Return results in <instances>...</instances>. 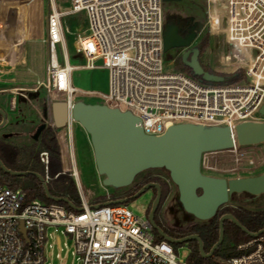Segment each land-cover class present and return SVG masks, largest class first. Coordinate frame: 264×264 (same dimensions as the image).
Wrapping results in <instances>:
<instances>
[{"label": "built area", "instance_id": "1", "mask_svg": "<svg viewBox=\"0 0 264 264\" xmlns=\"http://www.w3.org/2000/svg\"><path fill=\"white\" fill-rule=\"evenodd\" d=\"M209 3L211 0H205ZM164 0H70L63 7L50 0L48 37L50 51L47 83L52 98L70 106L77 89L72 86L62 20L78 12L87 15L85 34L75 47L93 69L98 62L110 73L104 104L131 112L149 136L161 137L180 124L230 127L246 122H264V0H225L229 33L234 43L254 49L244 69L246 79L236 84L213 85L181 72H165ZM61 48L63 58L58 56ZM220 74H231L226 71ZM70 119L64 129L65 146L74 163ZM262 144L207 152L201 158V172L230 179L235 174L264 171ZM48 172L49 155L40 154ZM78 181L72 165L69 171ZM46 183L50 181L48 175ZM79 186L81 208L77 212L60 204L39 200L25 204V193L0 184V264H52L49 249L63 250L62 236L74 246L77 264H189L179 259L172 245L156 242L154 229L124 205L91 206ZM109 201V200H108ZM238 256L226 264H264V235L238 245ZM59 257V255L57 256Z\"/></svg>", "mask_w": 264, "mask_h": 264}, {"label": "rangeland", "instance_id": "2", "mask_svg": "<svg viewBox=\"0 0 264 264\" xmlns=\"http://www.w3.org/2000/svg\"><path fill=\"white\" fill-rule=\"evenodd\" d=\"M63 7L70 5V0H57ZM164 14L173 12L183 13L184 16L192 17L203 24L199 38L193 43L196 45L208 37L209 48L203 56V62L213 71H226L234 74L240 69H245L249 63V58L237 49L236 44H231L230 33L228 29V11L224 8L216 9L212 4L205 0H180L163 2ZM220 9V10H219ZM50 13V0H0V36L3 39L8 37L11 43L15 44L16 36L20 42L27 38L29 42L26 45L25 55L27 56L23 69L18 76L14 78H0V90L20 89L14 91L16 95L7 96L0 94V109H3L8 115L6 125L0 129V138L7 144L17 147L33 146L38 139H35L37 130L43 124H53L51 117V105L54 102L63 101L62 97L52 98L43 86L47 83V67L50 62V51L46 44L48 35V16ZM218 15V16H217ZM219 17V18H218ZM220 19V28H217V22ZM65 33L66 49L69 58V64L75 69L72 72V86L77 89L74 95L75 102L83 101L87 104H104L102 95L108 94L110 88V73L102 66L101 62L96 64L93 69L85 67L86 61L80 55L75 47L78 35H84L88 27L87 15L85 12L65 17L62 20ZM9 31V33L7 32ZM236 52V54H235ZM251 53V50H250ZM254 49L252 51L253 58ZM239 58L236 59L234 56ZM242 55V56H241ZM58 56L62 60L63 54L58 47ZM182 57V50L175 49L165 54V72H178V64ZM246 62V63H245ZM245 63V64H244ZM2 71L11 69V66L0 65ZM6 95V96H2ZM11 97L15 101L12 103L13 110L10 111ZM38 112L41 114L38 115ZM47 113V117H45ZM25 116H23V115ZM74 163L79 174L78 181L81 190L90 202L91 206L105 204L104 198L109 201H115L127 190L133 186L115 189L103 185V177L98 174L93 148L90 137L86 131L75 123L72 130ZM58 140L61 151V160L63 171L65 165L72 169L71 159L67 152L62 153V143ZM62 141V142H61ZM65 145V143H63ZM264 151V144L261 145ZM69 176L73 178L71 173ZM152 173L164 177L163 182L169 184V192L163 200L156 204L155 222L161 229L172 231L175 228L190 227L193 225H202V222L187 214L180 201L177 187L170 179L169 173L164 169H154L140 174L135 182L139 181L145 175ZM261 170L252 175L235 174L233 178L254 177L263 174ZM77 189L79 186L77 181ZM134 182V184H135ZM133 184V185H134ZM92 191L93 193H90ZM155 193L153 189L146 191L139 198L134 199L132 203L124 206L136 216L143 220L148 219V212L152 210L155 204ZM226 206L241 207L247 211L258 213L264 212V194L253 197L248 194L235 195ZM63 250L60 251L58 246L48 251V259L52 264H77V257L73 255L74 246L62 236ZM175 255L179 259H188L190 250L187 246L174 247L171 244ZM59 255V257H57ZM225 260L223 258H220ZM219 259V260H220Z\"/></svg>", "mask_w": 264, "mask_h": 264}, {"label": "water", "instance_id": "3", "mask_svg": "<svg viewBox=\"0 0 264 264\" xmlns=\"http://www.w3.org/2000/svg\"><path fill=\"white\" fill-rule=\"evenodd\" d=\"M180 1V0H164ZM198 34L183 38L178 28L165 24L164 53L175 49L184 50L183 63L189 67L201 82L218 85L224 81L221 76L205 71L200 63V50L192 47ZM65 101L54 102L51 105L53 127L65 129L70 119L78 123L89 135L93 148L98 174L103 177V185L115 189H123L134 184L136 178L143 172L164 169L177 187L179 201L184 211L202 222L214 219L219 210L226 206L235 195L248 194L258 197L264 194V173L254 177L225 179L210 177L201 172V158L204 153L229 150L235 143L240 146L264 144V122H246L236 126L234 130L226 126H203L180 124L169 128L161 137L146 135L140 127V120L131 112H122L102 104H87L83 101L74 102L70 112ZM264 116V105L260 110ZM3 120L0 129L6 125L7 114L0 109ZM47 117V113H45ZM45 124L37 130L35 139L39 138ZM0 167L13 176L35 175L42 182L49 199L64 202L77 209L68 199L54 198L50 195L45 179L37 173L15 172L8 169L2 160ZM156 188L157 197L148 220L152 228L168 243L183 245L196 241L204 258H211L220 248L225 239V223L230 221L252 238L264 235V229L249 232L232 215L226 214L220 218L219 240L209 253L204 250V244L198 235L183 239L168 236L155 222L156 204L161 200L159 184L144 186L131 199H137L146 191ZM128 199L109 201L104 205H125ZM80 210V209H77Z\"/></svg>", "mask_w": 264, "mask_h": 264}, {"label": "trees", "instance_id": "4", "mask_svg": "<svg viewBox=\"0 0 264 264\" xmlns=\"http://www.w3.org/2000/svg\"><path fill=\"white\" fill-rule=\"evenodd\" d=\"M164 16L166 23L168 14H164ZM197 48L200 50L199 60L205 71L221 76L224 79V81L218 85L236 84L246 79V71L244 69H240L234 74H220L213 71L208 65L204 64L203 56L209 48L208 37H205ZM178 72L184 73L197 81H201L200 78L195 76L192 70L183 63L182 59L178 64ZM2 120L3 118L0 115V124L2 123ZM43 152H47L49 155L48 172H46V167L40 160V154ZM0 160H2L8 169L15 172L37 173L44 179H46V176L48 175L50 181L47 186L50 195L54 198L68 199L77 209L81 208V199L75 179L63 171L60 145L57 140L56 129L53 126L46 125V127L41 131L38 141L35 142L33 146H12L0 138ZM150 182H156L161 185V202H163L169 192V187L167 183L162 181L161 178L154 176L152 173L145 175L139 181L135 182L133 185L134 191L137 192ZM0 184L13 191H23L25 193V204H30L33 201L39 200L48 205L60 204L69 210L75 212L78 211L64 202H57L53 199H49L42 182L35 175L13 176L6 173L0 167ZM154 199H156V194ZM107 201V198L103 199V202ZM149 214L150 210L148 212V216ZM226 214H232L242 224V226H244L251 233H257L264 229V212L253 213L241 207L224 206L219 210L217 216L210 222L202 225L197 224L186 227L183 231H169L164 228L162 230L168 236L176 239L198 235L203 241L205 252L209 253L219 240L220 218ZM154 234L156 242L164 241V239L155 230ZM251 239L252 237L244 233L235 224L230 221H226L224 242L211 258L202 257L199 244L196 241L186 243L190 250L188 262L189 264H226L229 259L239 255L237 252L238 245ZM186 244H173V246L184 247Z\"/></svg>", "mask_w": 264, "mask_h": 264}, {"label": "crops", "instance_id": "5", "mask_svg": "<svg viewBox=\"0 0 264 264\" xmlns=\"http://www.w3.org/2000/svg\"><path fill=\"white\" fill-rule=\"evenodd\" d=\"M7 32L9 33V31H7ZM16 38H17V41L15 44H13V43H11V39H9L8 37L7 38L5 37L3 39V37L0 36V65L7 66V64H9L11 66V69H9L7 71H2L0 68V78H4V76H7L8 78H14L15 76H18L21 73V72H19V70L23 69L24 64L26 63L25 59L27 56L25 55V51H26V45L29 42V34L27 32V38L23 42H20L18 36H16ZM16 90H20V89L0 90V94H7V96H9V94H11V95L15 94L16 95L17 93H14V91H16ZM2 96H6V95H2ZM14 99H16V98H14ZM14 99L11 97L10 111H12V112L17 111V108H15V110H13V107H12V103H13V101H15ZM38 115H40V117H42L39 112H38ZM23 116H25V115H23ZM7 118H8V120L11 119L8 117V115H7ZM51 126H53V124H51ZM65 134H66V130H64V129L57 130L56 129V136L59 140L64 141L63 143H65V140H64ZM63 143L61 145H62V153L64 156V152L65 151L67 152V148ZM73 165L75 167V163H73ZM64 169H65L64 170L65 172L70 171L69 165L68 164L65 165ZM75 169H76V167H75ZM76 171H77V169H76ZM78 176H79V174H78ZM77 183L79 185V181H77ZM89 192L93 193L92 191H89ZM108 199L109 198H107V200ZM107 202H109V201H107ZM107 202H105V203H107Z\"/></svg>", "mask_w": 264, "mask_h": 264}, {"label": "flooded vegetation", "instance_id": "6", "mask_svg": "<svg viewBox=\"0 0 264 264\" xmlns=\"http://www.w3.org/2000/svg\"><path fill=\"white\" fill-rule=\"evenodd\" d=\"M167 25H172V26H175L178 28V32H179V35L183 38H187V37H190L192 36L193 34L197 33L198 36L196 38L195 41H197V39L199 38V35H200V32L203 28V24H201L199 21L195 20L194 18L192 17H188V16H184L183 13H179V12H173V13H170L168 15V18H167V22L165 23ZM200 43L196 44V45H193L192 47H197ZM184 52V50H182V53ZM182 59V57H181ZM154 176L156 177H159L161 179H164L163 176L161 175H157V174H154ZM159 184V183H156V182H150L148 184ZM167 184L168 181L166 182ZM146 184V185H148ZM145 185V186H146ZM160 185V184H159ZM133 186V185H132ZM144 187V186H143ZM142 187V188H143ZM141 188V189H142ZM160 188H161V185H160ZM140 189V190H141ZM154 190V193L156 194V197H157V189L156 188H152ZM140 190H138L137 192L134 191V188L132 187L131 190H127L125 191L123 194H121L117 200L119 199H128V203H132L134 201V199L132 200L131 198L137 194ZM161 195H162V189H161ZM155 197V196H154ZM156 200V199H155ZM156 216V214H155ZM210 222V221H208ZM207 223V222H206ZM175 231H183L184 230V226L183 227H180V228H175L173 229ZM176 239V238H175ZM183 239V238H181ZM187 246V244H186Z\"/></svg>", "mask_w": 264, "mask_h": 264}, {"label": "bare ground", "instance_id": "7", "mask_svg": "<svg viewBox=\"0 0 264 264\" xmlns=\"http://www.w3.org/2000/svg\"><path fill=\"white\" fill-rule=\"evenodd\" d=\"M210 4H212L214 7H216V9L219 8V6H220L221 8H224V11L227 10L225 0H211ZM219 10H220V9H219ZM217 16H218V15H217ZM218 18H219V17H218ZM227 20H228V19H227ZM216 26H217V28H220V19L218 20ZM228 29H229V21H228ZM231 44H236V45H237V49H239V51H240L241 53L245 54L249 59L252 58V54H251L252 51H253L252 48H249V47H243V46H241V45L238 44V43H234L233 40H231ZM250 50H251V53H250ZM235 54H236V52H235ZM8 55H9V54H8ZM241 56H242V55H241ZM8 57H9V56H8ZM234 58L238 59L239 57H238L237 55H235ZM245 63H246V62H245ZM245 63H244V64H245Z\"/></svg>", "mask_w": 264, "mask_h": 264}]
</instances>
